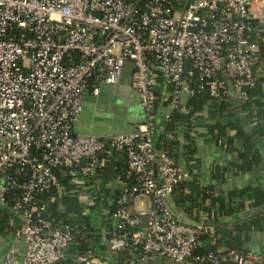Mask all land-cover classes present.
I'll list each match as a JSON object with an SVG mask.
<instances>
[{"label": "built area", "instance_id": "2783aa9c", "mask_svg": "<svg viewBox=\"0 0 264 264\" xmlns=\"http://www.w3.org/2000/svg\"><path fill=\"white\" fill-rule=\"evenodd\" d=\"M256 3L264 0H0V200L20 191L11 209L23 220L22 264H55L73 239L69 224L48 218L46 202L33 206L34 196L62 179L94 175L110 152L123 153L135 177L112 212L118 220L107 231L111 248H137L140 261L157 255L224 264L213 250L198 252L202 238L215 236V212L183 221L169 205L188 171L156 148L153 129L157 103L168 109L165 122L188 113L182 98L203 90L219 99L234 95L240 105L250 101L261 51L249 36ZM127 61L144 119L107 139L76 134L83 93H98L97 82L117 83ZM137 196L146 207L131 211ZM228 255L231 264L259 259L234 249ZM16 263L9 248L4 264Z\"/></svg>", "mask_w": 264, "mask_h": 264}, {"label": "crops", "instance_id": "0c3cea01", "mask_svg": "<svg viewBox=\"0 0 264 264\" xmlns=\"http://www.w3.org/2000/svg\"><path fill=\"white\" fill-rule=\"evenodd\" d=\"M254 29L249 36L261 47L254 67L257 78L250 101L238 104L234 95L219 99L207 90L196 92L189 112L178 113L175 121L173 154L188 177L166 199L183 221H196L215 212L214 237H204L199 251L213 249L224 264H231L230 249L251 252L264 264V4L253 5ZM261 65L263 67H261ZM132 67L124 63L117 83L97 82L98 93L89 88L82 96V112L74 132L107 139L127 133L145 117L138 93L131 86ZM159 89V88H158ZM160 89L158 90V92ZM165 103H157L153 129L154 145L163 132ZM94 175L62 179L47 195V214L58 224L67 222L74 233L86 229L84 254L65 251L55 264H160L157 255L138 260L137 248L113 249L107 231L118 218L112 214L114 199L135 182L122 176L125 157L120 152L105 154ZM146 199L137 196L128 204L131 211L144 209ZM23 220L0 200V264L5 253L15 250Z\"/></svg>", "mask_w": 264, "mask_h": 264}, {"label": "trees", "instance_id": "16d2710c", "mask_svg": "<svg viewBox=\"0 0 264 264\" xmlns=\"http://www.w3.org/2000/svg\"><path fill=\"white\" fill-rule=\"evenodd\" d=\"M176 117H178L177 114L175 115H172L170 120H166L164 122V125H163V132L158 140V147L156 148H164L166 150H168L169 153H171L172 155L173 154V140L175 139V134H174V129H175V121H176ZM167 133H171L172 134V139L170 140H166L164 138V136L167 134ZM127 172H126V165L124 164L123 165V170H122V176H127ZM134 178L135 177L133 175H129V179L130 178ZM135 183V182H134ZM133 183V184H134ZM55 190V187H51L50 190H48L47 192H43V193H40V194H36L33 198V206L35 207H39L40 204L46 199L47 195L53 193V191ZM20 194V191L16 188H12L4 197V203L6 204V206L8 207H11L14 199L16 196H19ZM121 196V193L120 194H117L115 199H114V205H113V210L112 211H115L117 209V199ZM48 218L51 219L55 224H58L57 222H55V220L52 219L51 215H48ZM62 224H69L67 222H63ZM62 224H58V225H62ZM70 225V224H69ZM71 231H72V235H73V239H72V251L74 252H77L79 254H84L88 249H89V245L85 242V235H89L87 233V230L86 229H81L80 231L74 233L73 229L71 228ZM208 250H213V249H208ZM139 251V250H138ZM207 251V250H205ZM214 251V250H213ZM198 252H201L198 250ZM215 252V251H214ZM67 255V253L65 254Z\"/></svg>", "mask_w": 264, "mask_h": 264}, {"label": "water", "instance_id": "95a60500", "mask_svg": "<svg viewBox=\"0 0 264 264\" xmlns=\"http://www.w3.org/2000/svg\"><path fill=\"white\" fill-rule=\"evenodd\" d=\"M221 61H222V58H221ZM222 74L225 75V71L224 70H222ZM225 78L227 79V83H228L229 87L231 88L230 80L227 78V76ZM145 226H146V218L143 216L142 219H141V227L145 228ZM15 241H17V243H18L16 248H15V256H16V259H17V263L16 264H22L24 256H25V253H26V245H25V242H24L23 235H21ZM69 247H70V244H67L66 248H65V251H68ZM159 263L160 264H194V263H191V262H175V261H173L171 259H167V258H164V257L159 258ZM258 264H262V263L260 262Z\"/></svg>", "mask_w": 264, "mask_h": 264}]
</instances>
